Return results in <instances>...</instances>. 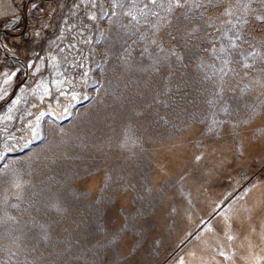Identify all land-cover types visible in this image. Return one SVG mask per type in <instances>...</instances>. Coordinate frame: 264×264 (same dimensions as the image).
<instances>
[{
    "label": "rangeland",
    "instance_id": "374dc122",
    "mask_svg": "<svg viewBox=\"0 0 264 264\" xmlns=\"http://www.w3.org/2000/svg\"><path fill=\"white\" fill-rule=\"evenodd\" d=\"M24 1L0 0L19 32L0 41L31 65L21 82L0 49V264H264L260 0H26V21Z\"/></svg>",
    "mask_w": 264,
    "mask_h": 264
},
{
    "label": "snow or ice",
    "instance_id": "6c2138e0",
    "mask_svg": "<svg viewBox=\"0 0 264 264\" xmlns=\"http://www.w3.org/2000/svg\"><path fill=\"white\" fill-rule=\"evenodd\" d=\"M217 2H218V0H217ZM237 2L241 3V0H237ZM250 3H251V0H248V2L242 3V8H243V11H244L245 14L248 13ZM260 3H261L262 6H264V0H260ZM149 5H152V6H155V7L159 8V9H162L165 12L166 15L174 13L176 10H179V9L187 8L189 11H191L193 8L199 9L201 7H205V4H204L203 0H164V2H161V0H147V3L144 4L143 9H141V14L142 15L149 14V13L145 12V9H148ZM118 6H120V5L114 4V7H118ZM214 6H215L214 0H207V7L210 8V7H214ZM125 14L131 16L133 20L137 19V17L135 15H133V13L131 11H129V12L125 13ZM150 14L152 16H154V17H157V22L152 25V28H153L154 32H158L160 30V28L163 27V25L160 24V22H159L160 19H161L160 13L156 12V11H152V12H150ZM226 14H231V9H226ZM181 15L183 16L184 20L192 19V17L188 16L185 13H182ZM202 15L203 14H201V16ZM92 18H94V17H92ZM195 18L199 19L200 17H195ZM254 19L256 21L264 22V15H257V16L254 17ZM164 23L168 24L170 26V22L168 20H165ZM240 23L244 24V23H246V21L241 20ZM209 26H211V25H209ZM197 31H198L197 28H193L191 30V32L189 33V35L194 34ZM141 39H144V37L141 36ZM239 39H240V37H239V35H237L235 37V39L230 41V47L232 49H236L237 48L236 41L239 40ZM151 43L154 44V45H157L158 48L161 47V45H159L155 39H153L151 41ZM223 50H224L223 48L220 49V51H223ZM145 51H147V49H145ZM215 51H216L215 49H212L213 53ZM169 52H170L171 55L176 56L177 62H179V61H181L183 59L182 56H179V55L176 54V49L175 48L169 49ZM248 55H254V53L253 52H249ZM262 59H264V57H262ZM230 63H231V61L228 60V59H224L223 60V65L224 66L219 69L220 73L223 74L220 77L221 80H223L224 76H227L229 74V72L234 71L233 69L228 67ZM242 67L244 69H252L253 68V64H249L247 62H244L242 64ZM261 71H264V69H261ZM245 74L247 75V73H245ZM9 79H11V77H9ZM209 131H212V129L210 128ZM197 159H199V157H197ZM16 187H19V185L17 184ZM13 207H16V205H13ZM228 239L231 240L232 237L229 236Z\"/></svg>",
    "mask_w": 264,
    "mask_h": 264
},
{
    "label": "bare ground",
    "instance_id": "6f19581e",
    "mask_svg": "<svg viewBox=\"0 0 264 264\" xmlns=\"http://www.w3.org/2000/svg\"><path fill=\"white\" fill-rule=\"evenodd\" d=\"M28 65H30V62H28L27 63ZM30 67H31V65H30ZM29 68V67H28ZM57 79V78H56ZM56 81V80H55ZM54 81V82H55ZM41 83V82H40ZM54 84V83H53ZM57 84V83H56ZM67 86V85H66ZM58 87V86H57ZM43 88H44V90L42 91L41 90V92H42V94H41V96H40V98L36 101V107H37V111L39 112H37L38 114L37 115H39V119L40 118H43L44 119V115L47 113L46 111H47V107H46V105L44 104V100H43V97L42 96H45V99L47 98V99H50V98H52L51 97V95L53 94L52 93V87L50 86V84L49 83H46V84H44L43 85ZM59 88V87H58ZM61 92H62V95L63 96H66V97H68V92H66L65 90H61ZM39 93V92H38ZM68 98H70V97H68ZM16 99H17V97H15L14 99H13V101H12V104L16 101ZM70 100V99H69ZM75 105V104H74ZM48 106V110L49 111H56L58 108H59V101L57 100V99H52L51 100V103H50V100H49V104L47 105ZM58 111V110H57ZM35 112V111H34ZM52 112V113H53ZM48 114V113H47ZM56 113L54 112V115H55ZM13 117V116H12ZM57 117V116H56ZM37 119H38V117H37ZM36 119V120H37ZM35 120V121H36ZM39 121V120H38ZM35 123V122H34ZM41 125V124H40ZM45 127V126H44ZM97 194V193H96ZM80 195V194H79ZM79 199V198H78ZM97 199V198H96Z\"/></svg>",
    "mask_w": 264,
    "mask_h": 264
},
{
    "label": "water",
    "instance_id": "95a60500",
    "mask_svg": "<svg viewBox=\"0 0 264 264\" xmlns=\"http://www.w3.org/2000/svg\"><path fill=\"white\" fill-rule=\"evenodd\" d=\"M26 0L24 1L23 3V9H22V14H23V18H24V21H26V18H27V12H26V4H25ZM7 33V34H11V35H16V34H19V32H11V31H8V30H1L0 33ZM0 49L2 50V52L7 55L8 57H10L12 60L14 61H18L20 62V64L23 66V69H24V76L23 78L20 80L21 82H23L25 79H26V76H27V73H28V64L26 61L20 59L18 56L12 54V53H9L7 51L6 48L3 47L1 41H0ZM19 83L16 84V86L18 85ZM15 86V88H16Z\"/></svg>",
    "mask_w": 264,
    "mask_h": 264
}]
</instances>
